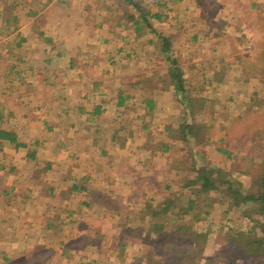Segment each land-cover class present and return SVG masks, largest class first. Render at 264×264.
<instances>
[{
	"label": "crops",
	"instance_id": "crops-1",
	"mask_svg": "<svg viewBox=\"0 0 264 264\" xmlns=\"http://www.w3.org/2000/svg\"><path fill=\"white\" fill-rule=\"evenodd\" d=\"M152 1L0 0V264H184L203 166L258 178L264 0Z\"/></svg>",
	"mask_w": 264,
	"mask_h": 264
},
{
	"label": "rangeland",
	"instance_id": "rangeland-1",
	"mask_svg": "<svg viewBox=\"0 0 264 264\" xmlns=\"http://www.w3.org/2000/svg\"><path fill=\"white\" fill-rule=\"evenodd\" d=\"M109 1L112 9L116 12L124 13L127 17L132 12H138L133 5L126 0H106ZM145 7L147 10L150 4L155 6L158 11H163L165 8L155 5V2L150 0H134ZM165 1V0H163ZM167 1V0H166ZM177 4V0H170ZM161 5V3L159 4ZM163 5V4H162ZM151 8V7H150ZM174 9V8H173ZM179 10L178 8H176ZM144 36L149 39L154 38V35L146 29ZM162 37H159V43H162ZM171 66L180 65L181 59L176 51H171ZM133 55L135 53L128 52L127 55ZM137 55V54H136ZM256 56H253V58ZM127 58V57H126ZM133 58V56H129ZM172 60L176 61V64L172 63ZM247 122L252 126L262 125L263 120L261 114H257L254 117L249 116ZM206 118H209L208 116ZM260 136V134H258ZM253 141V151L258 153L259 145H257L258 139ZM261 152V151H259ZM221 163L224 160H219ZM239 169L253 173L256 176H260L264 173V162L260 160L258 162L246 161V159H239L236 163ZM215 170L214 178L218 175H222L226 179L235 181V177L229 172L230 167L228 165L224 167H211L207 162V165L203 166V172L205 170ZM219 169V170H217ZM220 173V174H218ZM213 175V174H212ZM220 175V176H221ZM240 182V181H239ZM254 181H252L253 183ZM216 188L205 191L200 195L201 203L199 207L188 213V219L193 222L192 226H187L183 229L184 237H187V242L184 244V248H187L188 254L184 264H264V234L261 228V222L264 220V216L259 213L260 202L247 203L242 205H234L226 192V184L216 180ZM243 191H250L260 189L259 180L255 181L250 187L245 182H241ZM198 218V219H197ZM175 229L169 234L168 238L176 236ZM249 234L248 236H245ZM193 236L198 237V242H192ZM160 249V247H159ZM168 264L178 263V254L176 252L168 253ZM140 264V261L137 262Z\"/></svg>",
	"mask_w": 264,
	"mask_h": 264
},
{
	"label": "trees",
	"instance_id": "trees-1",
	"mask_svg": "<svg viewBox=\"0 0 264 264\" xmlns=\"http://www.w3.org/2000/svg\"><path fill=\"white\" fill-rule=\"evenodd\" d=\"M128 3H130L131 5H133V7L139 11L142 19L144 20V22L146 23L147 26L151 27V23H150V19H149V11L143 7L141 4H139L138 2L134 1V0H126ZM163 38V43L166 45L169 44V40L165 37ZM173 64H176L175 60H172ZM171 75L172 77L175 79V88L176 90H181L183 87L182 84V71L180 69V67L178 65L175 66H171L170 69ZM8 137L9 134L2 131L0 132V137ZM9 138L12 140L13 137L9 136ZM219 170V169H217ZM220 171V170H219ZM215 170H205L204 172H202L200 174V181L202 182V190L205 191H209L210 189L216 188V180L220 181L221 183L226 184V192L228 194V196L230 197V199L233 201L234 205H242V204H247V203H254L255 201H259L260 202V210L259 213L261 215L264 216V173L261 174L260 176H258V178H256L254 180V182L257 180H259L260 183V189L258 191L256 190H250V191H243L242 190V184L239 181H233L230 179H226L224 178L220 173V175L217 176V178L213 179L212 176L214 175ZM213 174V175H212ZM253 182V184H254ZM261 228L263 230V234H264V220L261 222ZM249 234L245 235L248 236ZM193 241L198 240V237H194L193 236Z\"/></svg>",
	"mask_w": 264,
	"mask_h": 264
}]
</instances>
